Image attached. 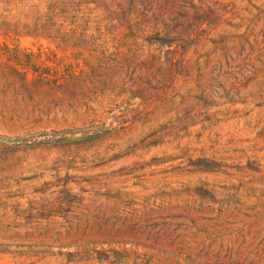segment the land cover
Listing matches in <instances>:
<instances>
[{
	"label": "rangeland",
	"instance_id": "1",
	"mask_svg": "<svg viewBox=\"0 0 264 264\" xmlns=\"http://www.w3.org/2000/svg\"><path fill=\"white\" fill-rule=\"evenodd\" d=\"M133 1L103 77L0 2V264H264V0Z\"/></svg>",
	"mask_w": 264,
	"mask_h": 264
},
{
	"label": "trees",
	"instance_id": "2",
	"mask_svg": "<svg viewBox=\"0 0 264 264\" xmlns=\"http://www.w3.org/2000/svg\"><path fill=\"white\" fill-rule=\"evenodd\" d=\"M0 2H5L8 6L7 25L15 29L5 36H14L17 39L43 38L67 49H73L78 61L86 56V65L96 60L99 65L96 71L101 77L105 76L107 70L117 69L121 64L125 40L145 36L140 33L130 34L126 36L127 39L121 37L122 40H119L117 34L119 30L143 33L150 30L149 19L135 20L128 16L127 13L135 1L127 3L129 9L120 4L111 5L109 0H0ZM178 40L166 39L162 46L168 47V51L176 55L181 48V45L175 44ZM73 79L60 82L56 87L57 104L62 110L72 108L77 111L81 106L89 105L92 101L89 96L91 89L99 90L100 86H104L102 82L97 89L88 79H81L80 76ZM24 82V86L29 88L30 84L25 78ZM96 122L91 121L89 128L98 132L105 131L106 123Z\"/></svg>",
	"mask_w": 264,
	"mask_h": 264
}]
</instances>
